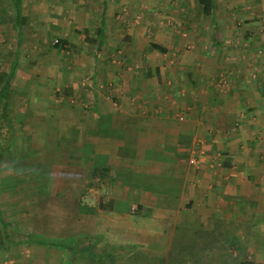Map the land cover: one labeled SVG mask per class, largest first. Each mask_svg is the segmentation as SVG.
<instances>
[{
	"label": "rangeland",
	"instance_id": "1",
	"mask_svg": "<svg viewBox=\"0 0 264 264\" xmlns=\"http://www.w3.org/2000/svg\"><path fill=\"white\" fill-rule=\"evenodd\" d=\"M187 10L191 13L189 25L182 22ZM20 13L23 20L17 38L13 4L0 0V74L11 68L14 56L18 60L13 67L17 68L15 75L10 78L6 119L4 123L0 119V264H95L99 260L97 253L110 255L119 247L120 244H109L101 238L112 231L125 234L119 237L125 243L122 250L139 253L143 248L152 249L139 243L138 230L145 223L149 228L158 227L153 213L145 215L148 219L129 212L127 219L110 216L106 221L98 220L103 227L97 233L91 232L90 221L84 222L91 220V204L100 198V193L94 191L91 160L84 161L82 167L76 163L81 153L90 154V149L84 146L76 156L78 151L72 145L65 153L68 142L64 141L71 139L67 134L69 117L83 116L81 112L91 111L98 104L115 108L140 105V98H112V82L101 79L109 71L99 70L102 62L105 67L119 66L124 54L129 55L124 71L140 69L130 61L137 58L133 47L138 42L144 44L147 56L152 50L148 43L155 41V28L161 25L182 42L180 49L156 54L154 61L164 57L168 63L173 53L179 52L191 59L206 55L216 65L204 80H194L197 97L192 102V97L189 102L188 97H180L181 102L209 107L208 112L215 113V109L229 107L230 100H236L245 115L239 118L250 120L249 115L254 124L264 123V96L254 93L261 85L259 91L264 93V0H213L211 17L202 13L197 0H21ZM99 29L103 44L96 49L94 35ZM127 32H131L129 36ZM213 41H217L216 46ZM43 60H49L52 67L55 61H63L68 68L63 72L66 75L47 82L36 66ZM172 75L174 71L164 72L160 84L168 96L173 94L171 88L175 85ZM92 89L101 91L96 98L92 97ZM253 108L257 111L247 115ZM211 118H217L216 114H211ZM248 128L251 130L248 126L245 131ZM239 136L240 144L252 145L250 136ZM81 138L84 139L80 132ZM61 150L63 155L59 154ZM111 174L116 176L118 172ZM71 177H76V181L69 182ZM116 189L111 188L112 198ZM126 203L115 200L111 214H124L120 209L126 210ZM81 205L89 209L84 210ZM163 228L170 229L169 225ZM28 233H34L35 241L46 240L47 244L20 242ZM133 236H138V240L133 241ZM84 241L87 248L76 253Z\"/></svg>",
	"mask_w": 264,
	"mask_h": 264
},
{
	"label": "crops",
	"instance_id": "2",
	"mask_svg": "<svg viewBox=\"0 0 264 264\" xmlns=\"http://www.w3.org/2000/svg\"><path fill=\"white\" fill-rule=\"evenodd\" d=\"M188 11L184 13L186 18L182 16L186 25L191 17ZM99 18L102 21L103 12ZM14 28L18 38L21 28L16 19ZM101 34L99 29L94 35L96 49L103 44ZM127 35L123 37L129 41ZM170 35L161 25L155 28L156 39L152 42L160 44L164 51L148 45L152 50L147 56L145 45L135 43L137 58L129 59L140 69L124 71L127 54L123 55L119 66L107 64L105 67L102 62L101 69L98 68L101 73L104 68L109 71L107 77L101 79L112 82V98H140V105L131 103L115 108L98 104L91 111L81 112L83 116L69 117L67 134L71 139H65L68 148L64 151L68 154L70 146L74 145L79 156L84 146L90 149V154L81 153L76 163H81L82 167L86 164L84 161L91 160L95 170L94 191L100 193V198L91 204V220L84 221H90L91 232L97 233L103 227L98 220L106 221L110 216L127 219L129 212L138 216L153 213L158 226L149 228L145 223L138 230L139 243L152 247L143 248L139 253L122 250L125 243L119 237L125 234L106 232L101 238L109 244L120 245L111 250L110 255L97 253L99 260L95 264H241L244 261L264 264V123L250 121L253 119L248 114L257 108L247 113L250 120L239 118L245 115L236 100H230L229 107L215 109V113L208 112L209 107L181 102L180 97H188L187 102L197 97V88L192 86L194 80H204L216 65L206 55L191 59L179 52L173 53L168 63L164 57L154 61L156 54L166 55L171 48L180 49L181 39L176 37L175 40V36ZM216 42L213 41L214 46ZM16 59L14 56L6 72L16 67ZM55 62L53 67L49 60L36 65L47 82L66 75L63 72L68 68L65 69L63 61ZM16 69L12 70L11 77ZM166 71H174L175 85L169 96L165 95L164 82L160 86ZM98 92L101 91L92 89V97L96 98ZM255 92L264 96L259 89ZM201 114L204 117L199 116ZM211 114H216L217 118L212 119ZM86 116L89 117L86 119ZM243 120L246 123H241ZM248 126L251 130L245 131ZM80 132L84 139L79 140ZM239 135L250 136L252 145L240 144ZM45 148L41 150L47 151ZM62 150L60 155H63ZM191 157L194 163L188 162ZM68 163L71 162L68 160ZM112 171L118 175L112 176ZM113 187L117 188L115 198H112ZM115 200L127 201L126 210L120 209L124 214H111ZM84 222L78 225L82 227ZM167 225L170 229L167 228L168 234H165L163 227ZM131 229L127 228V233ZM138 238L133 236V241ZM85 242L82 244L87 245ZM79 251L84 250H76V253Z\"/></svg>",
	"mask_w": 264,
	"mask_h": 264
},
{
	"label": "trees",
	"instance_id": "3",
	"mask_svg": "<svg viewBox=\"0 0 264 264\" xmlns=\"http://www.w3.org/2000/svg\"><path fill=\"white\" fill-rule=\"evenodd\" d=\"M10 1L13 4V9H14V12H15V19H16L17 26H19V28H20V24H21V22L23 20V17H22V15L20 13V2H21V0H10ZM197 2L201 6V11H202V13L204 15H207V16H210V17L213 16V0H197ZM149 46L152 47L153 49L157 50V51H160V52L164 51V48L160 44H157V43H154V42H150ZM12 70L13 69L9 70L6 73L0 74V119H2L1 120L2 123H4V119H6L5 109H6V106L8 104V99H9L10 78H11V75H12ZM261 86H258L257 88L261 89ZM80 180L81 179H79V181ZM68 181L69 182H74V181H76V177H71V178L68 179ZM2 227H5V223H3ZM32 234H34V233H28L26 235L27 238H25L24 240H21L20 242L31 243V244H42V245L47 244L45 242L46 240L37 239V241H35V238H33ZM78 248H80L81 250H85L87 248V246L82 244V246H80ZM241 264H253V263L249 262V261H244Z\"/></svg>",
	"mask_w": 264,
	"mask_h": 264
},
{
	"label": "built area",
	"instance_id": "4",
	"mask_svg": "<svg viewBox=\"0 0 264 264\" xmlns=\"http://www.w3.org/2000/svg\"><path fill=\"white\" fill-rule=\"evenodd\" d=\"M55 42H57L56 39L54 40V43H55ZM188 162H189V163H194V158L191 157V158L188 160ZM132 208H133V207H132ZM133 209H134V208H133Z\"/></svg>",
	"mask_w": 264,
	"mask_h": 264
}]
</instances>
